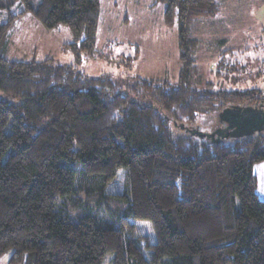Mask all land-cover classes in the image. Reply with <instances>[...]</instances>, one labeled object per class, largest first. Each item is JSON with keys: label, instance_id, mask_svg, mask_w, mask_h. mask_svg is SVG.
Returning <instances> with one entry per match:
<instances>
[{"label": "trees", "instance_id": "obj_1", "mask_svg": "<svg viewBox=\"0 0 264 264\" xmlns=\"http://www.w3.org/2000/svg\"><path fill=\"white\" fill-rule=\"evenodd\" d=\"M13 1L18 14L0 24V259L264 264V201L254 175L264 133L216 144L183 130L212 133L229 107L264 103L263 90L196 87L201 43L193 28L219 16L222 0H151L178 29L181 71L170 87L142 78L119 86L78 71L97 54L101 0ZM29 15L48 32L70 29L63 48L75 64L6 59L10 33ZM120 168L128 194L107 193ZM132 220L149 222L155 243Z\"/></svg>", "mask_w": 264, "mask_h": 264}, {"label": "rangeland", "instance_id": "obj_2", "mask_svg": "<svg viewBox=\"0 0 264 264\" xmlns=\"http://www.w3.org/2000/svg\"><path fill=\"white\" fill-rule=\"evenodd\" d=\"M101 2L103 18L97 35V54L77 66L78 71L87 78L104 75L119 86L135 84L139 78L160 80L169 87L176 85L181 71L178 29L163 22L162 4L151 10V0ZM0 5V24L8 21L5 14L16 15L20 9L12 0H0ZM222 7L219 16L202 19L193 28L194 37L201 43L197 51L196 87L214 92L264 91V0H222ZM37 26L39 29L25 19L15 24L7 39L6 59L28 62L49 57L63 65L75 64L74 54L63 48L73 40L70 29L62 27L51 35ZM221 53L225 56L221 57ZM222 58L225 64L235 66V71L222 65ZM263 105L258 109H264ZM221 127L222 124L217 129ZM195 129L184 126L183 130ZM254 175L258 197L264 201V162L255 164ZM129 189L127 170L120 168L107 193L125 195ZM132 221L139 227L143 240L155 243V231L149 222ZM8 258L0 259V264H7Z\"/></svg>", "mask_w": 264, "mask_h": 264}, {"label": "water", "instance_id": "obj_3", "mask_svg": "<svg viewBox=\"0 0 264 264\" xmlns=\"http://www.w3.org/2000/svg\"><path fill=\"white\" fill-rule=\"evenodd\" d=\"M222 127L213 133H202L195 130L187 132L192 136L199 135L218 144L223 139L252 136L264 133V109L229 107L220 116ZM184 129V128H183Z\"/></svg>", "mask_w": 264, "mask_h": 264}, {"label": "crops", "instance_id": "obj_4", "mask_svg": "<svg viewBox=\"0 0 264 264\" xmlns=\"http://www.w3.org/2000/svg\"><path fill=\"white\" fill-rule=\"evenodd\" d=\"M24 19L30 21L31 25L33 24L34 27H37L39 29V27L37 26L38 25L37 21L33 17L31 18V16L21 17V19L18 22L21 23ZM31 19L34 20V22ZM47 33L52 35L54 32H47Z\"/></svg>", "mask_w": 264, "mask_h": 264}]
</instances>
